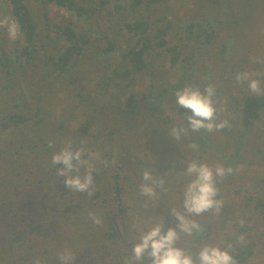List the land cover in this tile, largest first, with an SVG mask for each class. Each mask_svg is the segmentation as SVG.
I'll list each match as a JSON object with an SVG mask.
<instances>
[{
	"label": "trees",
	"instance_id": "1",
	"mask_svg": "<svg viewBox=\"0 0 264 264\" xmlns=\"http://www.w3.org/2000/svg\"><path fill=\"white\" fill-rule=\"evenodd\" d=\"M168 2L0 0V20L10 17L20 30L13 39L7 28L0 26V237L4 241H0V264H35L36 260L60 264L56 254L63 246L80 253L71 264H92L93 254L96 261L105 258L107 264H122L130 255L134 237L153 226L140 223L143 212H156L159 222L163 218L165 232L175 228L177 221L170 211H183V197H178L181 195L170 179L165 178L164 186L171 192V200L165 192L155 202L149 201L150 205L138 194L140 173L149 165L130 164L128 154L142 149L149 150L155 161L169 156L173 160L170 168L180 169L182 183L191 179L184 174L191 160L208 164V159H214L233 169L217 184V198L223 200L221 212L192 217L202 230L182 236L178 247L195 259L202 245H214L224 237L227 240L217 244L233 243L237 264H249L264 255V126L259 125L264 121V96H254L236 84L235 95L224 91L225 81L214 82L213 71L205 63V57L213 59L216 46V56L223 62L235 54L240 43L236 28L257 14L264 19V0H193L196 8L206 2L203 11L190 8L188 0H175L178 9H171ZM50 5L67 17L52 20ZM145 10L149 12L146 15ZM224 30L229 33L222 38ZM164 59L171 61L170 67L164 66ZM247 60L243 62L247 64ZM173 69L178 74L176 80L166 76ZM144 79L148 86L134 89ZM209 82L217 89V107H226L235 120L225 131L189 132L175 141L168 134L169 126H186V113L175 103V90L186 83L203 88ZM51 94L59 99L54 107L43 101L49 102ZM68 99L88 107L99 105L95 111H83L77 128L83 137H76L74 145L83 142L100 155L110 148V155L103 154L109 165H101L102 172L94 176L97 191L92 198L69 192L50 163L67 134L68 119L62 114ZM52 109L55 114L61 112L57 124ZM168 110L172 115H166ZM45 133L49 137L44 139ZM221 133L224 142L218 139ZM55 140L57 148L49 147L48 142ZM193 143L198 150L189 147ZM120 151L122 158L116 159ZM250 166L257 167V172L246 177ZM154 168L163 173L167 170ZM106 182L113 185L108 188ZM54 191L56 201L46 208L48 193ZM20 204L32 216L37 214L33 205L44 206L47 212L29 221ZM105 208L116 209V213ZM88 211L104 213L106 227L92 226ZM241 219L243 226L238 222ZM111 220L121 222L122 232ZM238 235H243V243H236ZM251 238L258 240L251 243Z\"/></svg>",
	"mask_w": 264,
	"mask_h": 264
},
{
	"label": "clouds",
	"instance_id": "2",
	"mask_svg": "<svg viewBox=\"0 0 264 264\" xmlns=\"http://www.w3.org/2000/svg\"><path fill=\"white\" fill-rule=\"evenodd\" d=\"M8 24L7 20H0V26ZM10 36L20 34L19 26L9 28ZM257 58H253V62ZM264 64V62H261ZM264 71L259 73L248 69L237 71L233 75L237 86L246 87L248 92L254 96H264ZM217 89L215 84L209 82L203 88L199 85L186 83L182 88L174 92L175 103L178 108L186 113L185 124H172L168 128L169 136L175 141H180L184 136L192 133H214L221 129L229 128V121L222 119L219 113L224 109L218 108L216 99ZM53 147V141L48 142ZM192 150H198L195 143L189 145ZM51 166L56 169V176L62 177L64 186L69 192L85 194L88 198L95 196L97 191L94 176L99 174L98 164L107 167L109 161L101 159L99 152L87 148L82 142L75 146L73 141H66L59 151L51 157ZM116 163L115 158L111 161ZM184 174L190 177V181L184 186L183 211L171 208L170 214L177 221L176 227L163 230V218L161 222L155 223L150 228L140 232L134 237L130 255L124 257L122 264H237L232 250L233 243H226L223 247L219 244H206L193 258L185 248L178 247L177 242L181 237L192 236L194 232H200L201 226L192 219L206 212L218 215L223 207V200L218 199V182L232 174V168H226L222 164L215 167L206 162L191 160L186 164ZM164 180L154 174L150 166L144 167L140 173V183L137 186L139 196L151 201L158 197V189L165 190ZM87 220L97 228H105L104 213L97 214L95 211L87 212ZM241 226L244 220L238 221ZM243 235L236 237V243H243ZM76 252L71 247H64L58 251L56 257L60 264H71ZM35 264H41L36 260Z\"/></svg>",
	"mask_w": 264,
	"mask_h": 264
},
{
	"label": "rangeland",
	"instance_id": "3",
	"mask_svg": "<svg viewBox=\"0 0 264 264\" xmlns=\"http://www.w3.org/2000/svg\"><path fill=\"white\" fill-rule=\"evenodd\" d=\"M189 1V7L190 8H195L197 11H203L206 7V2L203 4L204 7H197L196 8V3L193 4V0H188ZM195 1V0H194ZM199 1V0H196ZM86 2V1H85ZM168 5L171 7V9L175 8L178 9L176 7L175 4V0H169ZM181 13H182V9L180 8ZM175 11V10H174ZM148 11H144L143 14L146 15L148 14ZM184 13V10H183ZM49 15L51 17L52 20L54 21H58L62 18L67 17V14L62 11L60 8L50 5L49 6ZM181 15V14H180ZM263 17L260 16V14H257L253 20H249L248 22H243L241 23L235 30V34L237 39L239 38V44L237 45L236 51L234 55H231L230 59H228V63L227 61L223 62L222 60H219V58H217L216 53L219 51V49L216 47H214L213 50V54L215 53V55L213 56V59H211L210 57H205V63L206 65L213 71V76L214 79L213 81L218 83L220 82V80H224L225 83H223V89L224 91H229L230 94H234L235 95V90L237 88H235V82L233 79V75L237 72V71H241L243 69H248L252 72H261L264 71V64H262L261 62H264V19H262ZM3 20H7L8 24L3 25L7 28L8 30V34H9V28L15 27L17 25V22L15 20H11L10 17H6ZM249 22H251V24H248ZM229 32L228 31H222L221 32V37L223 38L224 35H227ZM10 36V34H9ZM13 39L16 38L17 36H10ZM246 57H248L247 60V64H245L243 61L246 59ZM253 58H257V61L253 62ZM164 66L166 67H170L171 66V61L169 59H164ZM162 61V62H163ZM165 67V68H166ZM244 67V68H243ZM224 73V76H223ZM168 77H170L171 80H176L178 79V74L176 70H172L171 74L166 75ZM149 81L148 79H144L141 80L140 82H138L137 84H135L133 87L134 89H139L141 87H145L148 86ZM243 91H248L247 89H243ZM37 93V92H36ZM38 95V94H37ZM52 95V99L48 102L47 99H44V102H47L48 104H53L54 107V101L59 100L58 97H55L53 94ZM37 98V97H36ZM66 105L63 107L64 108V113L62 114L64 117H66L68 119V125H67V134L66 137L64 138V141L62 142V145L68 141V140H75L76 137H78L79 139H81L83 136L82 134L78 133V126L79 124H81L82 122V113L83 111L87 110L90 111L92 110H96V108L99 106H86L84 103L80 102V103H75L72 100L68 99ZM52 108V107H51ZM50 108V110H51ZM224 110L220 112V118L222 119H227L229 122L233 123L232 120L234 119V115L232 113H230L226 107H222ZM52 116H54L53 120L56 121V124L59 123L57 119H59V115L61 114V112H58L57 114H55L54 112H56L54 109H52ZM54 113V114H53ZM166 115H172V112L170 110L166 111ZM52 116L50 117V120L52 121ZM174 119H177V116L174 114L173 116ZM259 125H263L264 126V121L262 123H260ZM93 128V127H92ZM220 131H225L224 129H221ZM262 133V131H260ZM259 132V133H260ZM224 134V133H223ZM221 133V135H218V139L221 140V142H224L226 140V138H224V135ZM263 134V133H262ZM264 135V134H263ZM88 136V135H86ZM49 134L45 133L44 139L48 138ZM57 141H53V147L52 148H57ZM216 144L219 146V143L216 142ZM251 143H249L250 145ZM225 144H223V146H225ZM62 147V146H61ZM60 147V148H61ZM58 148V151L59 149ZM144 149L140 150L139 152L137 151H133L131 152V154H128V158L130 161V164H134V163H139L141 166L144 163H148V165L150 167H152L153 169H155L154 167L157 168H166L167 170H165V172L163 173V170H161V172H159V170H154V174L159 173L160 177H164V178H160L162 180H169L174 184L175 189L177 190L178 193H180L181 196H178L179 198L183 197V191H184V186L189 182H185L182 183L181 179H180V169H171L170 167L172 166V159L169 156H163L161 158L160 161H155L153 158V154H150L151 152H149V150H144ZM148 152V153H147ZM103 154H108L110 155V148L107 149L106 151L101 153V159H103L104 155ZM122 151L118 152L115 156L116 159L122 158ZM127 158V159H128ZM165 160V162H162V160ZM40 162V161H39ZM161 162V163H160ZM41 163V162H40ZM208 164L209 166L215 167L217 164H219L218 162H216L214 159H208ZM102 164H98V168H99V172H102V169L100 168ZM131 168H133V166L131 165ZM250 168V170H248L246 177H250L257 172V167L255 166H250L248 167ZM245 169V166H241L240 170L243 171ZM22 170H25V168H22ZM128 171H130V167L128 166ZM170 174V175H168ZM166 178V179H165ZM108 180H110V177H108ZM113 185L112 182H106L105 186L110 188ZM60 186V185H58ZM58 186H55L56 189ZM165 188V186H164ZM60 187L58 188L59 191ZM171 190V188H170ZM165 192H168V196L166 199H170V194L171 192L167 189L160 191L158 189V197L160 198ZM49 195H51L49 197V201H47L44 205L45 207H49V205L52 203V201H56V198L54 196L55 195V191L53 194L48 193ZM54 195V196H53ZM59 198V197H58ZM156 198V199H157ZM228 198V197H227ZM226 198V199H227ZM156 199L151 200L152 202H155ZM143 201H147L150 205H153V203H150L149 200H147V198H143ZM228 202H226V204L228 205ZM19 204V203H17ZM129 202L127 203L126 206H128ZM20 207L22 208L25 217L31 221L33 219V221L36 219L35 217H37L38 215H40L43 212H47L45 211V207L41 206V207H36L35 205H33V209L34 212H37V214L35 216H32L31 211L27 212L28 209L25 210V205L20 204ZM106 209V208H105ZM107 210V209H106ZM128 210V208L126 207V211ZM108 212H114L116 213V209L114 211H109ZM111 216V214H110ZM23 221H24V217H22ZM112 222V226L117 229L119 232L123 230V225L121 224V222L119 220H111ZM159 222V220L156 217V212H143L142 215L140 216V223H151L152 225H154L155 223ZM27 224H25L26 227ZM0 226H2V223L0 222ZM3 227V226H2ZM261 233H263V230L260 231ZM2 236V234H0ZM257 235V233H256ZM219 240L225 241L227 239H225L224 237H219L216 240V244L219 243ZM258 238H251L250 242L253 243L255 241H257ZM0 241L3 243V238L0 237ZM21 241V240H20ZM23 243V241H22ZM110 242L105 243L107 246L109 245ZM214 244V245H216ZM94 245V244H93ZM204 245H202L200 248H202ZM261 243L257 246V250H261ZM64 247V246H63ZM63 247L58 248L59 250H62ZM24 248H27L26 245H24ZM72 248V247H71ZM104 248V243L101 242V249ZM57 249V248H55ZM73 249V248H72ZM50 250V249H49ZM76 252L75 257H78L80 255V253L78 252V250L73 249ZM29 251V250H28ZM51 251V250H50ZM92 251L94 253H96V250L93 248ZM100 254V253H98ZM27 256V255H26ZM95 256L94 254L90 256V260L92 264H100L99 260L104 261L106 264L108 263V261L105 258H100L96 261V259H93L92 257ZM25 260H27V257H23ZM264 255L261 254L259 256V258H254L253 260H250L249 264H261L263 261ZM116 262V261H115ZM114 262V263H115ZM145 264H148V261L145 262Z\"/></svg>",
	"mask_w": 264,
	"mask_h": 264
}]
</instances>
